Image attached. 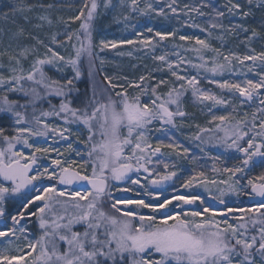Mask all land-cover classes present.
I'll return each instance as SVG.
<instances>
[{
  "label": "snow or ice",
  "instance_id": "1",
  "mask_svg": "<svg viewBox=\"0 0 264 264\" xmlns=\"http://www.w3.org/2000/svg\"><path fill=\"white\" fill-rule=\"evenodd\" d=\"M53 8L0 0V264H264V0ZM109 11L132 38L95 42ZM107 49L152 65L109 75Z\"/></svg>",
  "mask_w": 264,
  "mask_h": 264
},
{
  "label": "rangeland",
  "instance_id": "2",
  "mask_svg": "<svg viewBox=\"0 0 264 264\" xmlns=\"http://www.w3.org/2000/svg\"><path fill=\"white\" fill-rule=\"evenodd\" d=\"M80 2H81V0H43L40 3H44V4L50 3V4L54 5V8L51 10V17L54 20H56L59 17H64L65 19H67L69 16L74 15L76 13L78 6L80 5ZM216 2H217V4H223L225 2V0H216ZM41 14H43V13H41ZM32 15H35V14H32ZM115 15H116V13L112 12V11H109V12L103 14V16L106 17L107 19L111 20L115 24L116 27H115L114 33H111L110 35H106L105 37H102L101 39L106 38V39L111 40V39H120V38H124V37L132 38V29L131 28L125 29L123 26V23L115 22L113 20V16H115ZM232 19H233V22H238V18L234 17ZM139 23H144V21L140 20ZM151 23L158 29L165 28V27H171L175 24V22H172L171 24H169L167 22H162L160 20H153ZM253 26L255 27L254 24H253ZM0 28H10L7 21L3 20L2 18H0ZM183 32H185L187 34H194V35H201V36L203 35L196 29H183ZM228 44H229V47H232V48H236V46L239 45V48H236V50H238L240 52L245 51L244 46L242 44H240V42H238V38H236V37L230 38L228 40ZM252 46L256 47L257 51L261 50V41H259V40L254 41ZM132 47L133 46H127V45L121 46L122 50H124V51L132 50ZM107 51L114 52L113 55H115L114 57H117V59L138 60L139 57L141 56L140 53L133 51V55L131 57H129L127 55L121 57V56H118L116 54L118 51L117 49H107L103 52H100L99 53L100 56L105 59V54L107 53ZM157 54H160L159 51ZM71 74H72L71 71L67 70L66 75L70 76ZM202 86L214 89V86L206 85L203 82H202ZM215 112H216V114L219 115V114H224L225 110L223 108L218 107L215 109ZM83 134H86V133H83ZM178 138L183 140L182 136H179ZM76 146L80 147L81 149L83 148L82 145H76ZM192 147L195 148L194 145H192ZM196 150L198 152L197 154L199 155L198 149H196ZM213 154H215V150H213ZM207 164H208V168L210 169L212 161L208 160ZM209 174H211V173L209 172ZM196 191H200V190L197 189ZM247 202L248 201H246V203ZM12 210L15 211L16 209L13 208ZM32 219L34 220L35 218H32ZM34 227H35V225H33V228Z\"/></svg>",
  "mask_w": 264,
  "mask_h": 264
},
{
  "label": "trees",
  "instance_id": "3",
  "mask_svg": "<svg viewBox=\"0 0 264 264\" xmlns=\"http://www.w3.org/2000/svg\"><path fill=\"white\" fill-rule=\"evenodd\" d=\"M43 0H28L29 3H40ZM183 2H189V0H183ZM17 21L22 23V21L19 20V17H17ZM257 21H259V14H257ZM8 25L10 28H13L14 25L11 20L7 21ZM79 25V22H75L72 24V29L75 30ZM255 27L259 28V23H254ZM115 24L101 15L100 17L97 18L96 22V32L94 33V40L96 43L99 42V40L102 37H105L106 35H110L111 33H114L115 30ZM60 31H63V26L59 27ZM244 39V35L241 34L238 38V42ZM114 52L107 51L105 54V60L107 63L103 66L102 72H107L109 75H128L130 78H134L135 75L139 74L140 69L138 68H133V65L146 63L150 67L152 65V61L145 58L143 61L140 59L138 60H132V59H117V57H114L113 55ZM100 56V54H99ZM101 57V56H100ZM81 87H83V84H81ZM186 110L189 113H192L195 115V122L204 124L208 119H210V116L207 114L206 110L201 111L200 107L196 106L195 104L192 103L190 95L189 99L186 102ZM189 130L185 129V135L188 133ZM183 137V136H182ZM185 146H190L189 142L184 141ZM195 154H197V150L193 147ZM198 155V154H197ZM188 167H191V165H188Z\"/></svg>",
  "mask_w": 264,
  "mask_h": 264
},
{
  "label": "flooded vegetation",
  "instance_id": "4",
  "mask_svg": "<svg viewBox=\"0 0 264 264\" xmlns=\"http://www.w3.org/2000/svg\"><path fill=\"white\" fill-rule=\"evenodd\" d=\"M247 203H250V202H247Z\"/></svg>",
  "mask_w": 264,
  "mask_h": 264
}]
</instances>
